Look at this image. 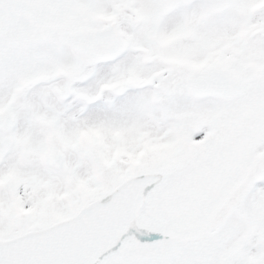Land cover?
I'll list each match as a JSON object with an SVG mask.
<instances>
[{
	"label": "snow or ice",
	"instance_id": "1",
	"mask_svg": "<svg viewBox=\"0 0 264 264\" xmlns=\"http://www.w3.org/2000/svg\"><path fill=\"white\" fill-rule=\"evenodd\" d=\"M0 264H264V0H0Z\"/></svg>",
	"mask_w": 264,
	"mask_h": 264
}]
</instances>
